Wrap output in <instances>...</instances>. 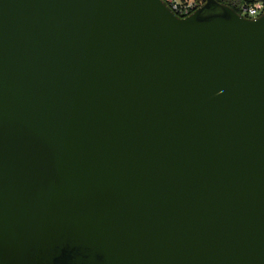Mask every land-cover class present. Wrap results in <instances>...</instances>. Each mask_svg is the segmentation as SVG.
<instances>
[{
  "label": "water",
  "instance_id": "95a60500",
  "mask_svg": "<svg viewBox=\"0 0 264 264\" xmlns=\"http://www.w3.org/2000/svg\"><path fill=\"white\" fill-rule=\"evenodd\" d=\"M0 264H264V7L0 0Z\"/></svg>",
  "mask_w": 264,
  "mask_h": 264
},
{
  "label": "built area",
  "instance_id": "2783aa9c",
  "mask_svg": "<svg viewBox=\"0 0 264 264\" xmlns=\"http://www.w3.org/2000/svg\"><path fill=\"white\" fill-rule=\"evenodd\" d=\"M164 1L170 10L179 17H185L192 13L199 4L194 0H162ZM264 2L258 1L255 3L244 4L241 6L240 14L254 18L257 17L263 10Z\"/></svg>",
  "mask_w": 264,
  "mask_h": 264
},
{
  "label": "trees",
  "instance_id": "16d2710c",
  "mask_svg": "<svg viewBox=\"0 0 264 264\" xmlns=\"http://www.w3.org/2000/svg\"><path fill=\"white\" fill-rule=\"evenodd\" d=\"M194 1L197 2L200 6L202 5V3H204L205 0H194ZM216 1L229 6L238 13L241 12V6L244 4L255 3L258 1L264 2V0H216Z\"/></svg>",
  "mask_w": 264,
  "mask_h": 264
}]
</instances>
